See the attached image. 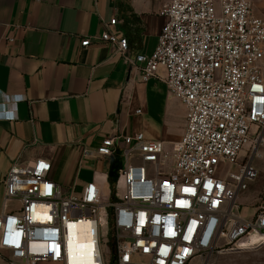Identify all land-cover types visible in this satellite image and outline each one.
Here are the masks:
<instances>
[{"label":"built area","instance_id":"2783aa9c","mask_svg":"<svg viewBox=\"0 0 264 264\" xmlns=\"http://www.w3.org/2000/svg\"><path fill=\"white\" fill-rule=\"evenodd\" d=\"M159 14L166 21L148 54L128 55L115 17L102 19L101 33L81 46L111 45L141 81L163 68L168 94L185 109L180 140L167 151L163 141L137 132L83 147L81 158L121 157L108 201L94 181L64 191L50 178L47 159L15 160L2 181L4 203L19 202L0 214L4 264H71L68 246L83 230L77 223L86 226L92 264H105L100 234L109 216L113 264H218L222 254L264 244V208L251 220L233 213L264 148V17L252 12L251 0H169ZM219 161L234 166L224 178Z\"/></svg>","mask_w":264,"mask_h":264},{"label":"crops","instance_id":"0c3cea01","mask_svg":"<svg viewBox=\"0 0 264 264\" xmlns=\"http://www.w3.org/2000/svg\"><path fill=\"white\" fill-rule=\"evenodd\" d=\"M168 1L0 0V112L6 115L0 117V214L19 207L17 200L3 201L2 181L15 160L47 159L50 178L66 192L94 181L109 193L119 153L81 158L83 147L94 150L105 136L137 132L163 141L167 151L180 140L185 109L174 97L166 100L163 68L141 81L111 45L81 46L101 33L102 19L115 17L128 55L150 53ZM251 6L264 17V0Z\"/></svg>","mask_w":264,"mask_h":264},{"label":"rangeland","instance_id":"374dc122","mask_svg":"<svg viewBox=\"0 0 264 264\" xmlns=\"http://www.w3.org/2000/svg\"><path fill=\"white\" fill-rule=\"evenodd\" d=\"M172 97L173 96H171V98L166 97V100L171 101L172 103ZM155 108V105H153L152 109ZM150 115L153 117L152 113ZM179 130H181V128H179ZM257 153L258 155L254 156L252 160V165L256 168L257 175L253 180L246 182L247 185L244 190H240L238 192L235 199L236 206L233 208L234 214L246 220H251L253 218L256 209L264 208V148H259ZM146 164V166L149 168L150 164ZM233 169L234 166L226 161H219L217 164V173L219 177H226L227 171ZM116 190L117 192H120L119 185H117ZM113 191V185H111L109 193L106 192V190L103 191V201L112 200L114 196ZM253 239L254 236H252L251 240ZM113 241L114 231L109 216L107 224L106 226L102 227L100 234L101 251L105 264H113L112 258L110 256V252L113 250ZM0 264H4V262L0 260ZM218 264H264V244L260 246H250L233 253L222 254L219 256Z\"/></svg>","mask_w":264,"mask_h":264},{"label":"bare ground","instance_id":"6f19581e","mask_svg":"<svg viewBox=\"0 0 264 264\" xmlns=\"http://www.w3.org/2000/svg\"><path fill=\"white\" fill-rule=\"evenodd\" d=\"M76 225L83 230L80 234L79 242L68 246L69 262L71 264H92L90 257L91 241L84 231L86 226L83 223H77ZM255 239L256 236L251 240L252 243L255 242Z\"/></svg>","mask_w":264,"mask_h":264},{"label":"snow or ice","instance_id":"6c2138e0","mask_svg":"<svg viewBox=\"0 0 264 264\" xmlns=\"http://www.w3.org/2000/svg\"><path fill=\"white\" fill-rule=\"evenodd\" d=\"M44 167H47L46 165H44L43 163L41 164V168H44ZM47 187H49L50 188V186H47ZM175 233H172V235H174ZM162 252H163V254H167V249H163L162 250Z\"/></svg>","mask_w":264,"mask_h":264},{"label":"trees","instance_id":"16d2710c","mask_svg":"<svg viewBox=\"0 0 264 264\" xmlns=\"http://www.w3.org/2000/svg\"><path fill=\"white\" fill-rule=\"evenodd\" d=\"M114 180L110 178V184L113 185Z\"/></svg>","mask_w":264,"mask_h":264},{"label":"clouds","instance_id":"9594fccd","mask_svg":"<svg viewBox=\"0 0 264 264\" xmlns=\"http://www.w3.org/2000/svg\"><path fill=\"white\" fill-rule=\"evenodd\" d=\"M20 99H23V97H20Z\"/></svg>","mask_w":264,"mask_h":264}]
</instances>
